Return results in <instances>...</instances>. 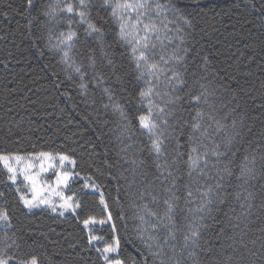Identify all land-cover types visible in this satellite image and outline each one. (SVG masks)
Segmentation results:
<instances>
[{
    "label": "trees",
    "instance_id": "1",
    "mask_svg": "<svg viewBox=\"0 0 264 264\" xmlns=\"http://www.w3.org/2000/svg\"><path fill=\"white\" fill-rule=\"evenodd\" d=\"M78 2L33 0L29 9L27 0H0V156L69 157L68 194L79 205L63 217L26 209L0 165V256L105 264L97 249L118 242L121 264H264V0H151L154 73L135 67L132 45L119 41V22L99 0L89 19L103 24V44L73 16L65 62L61 9ZM157 3L167 6L159 16ZM148 88L150 100L128 103ZM149 109L163 133L159 155L137 119ZM90 235L98 237L91 245Z\"/></svg>",
    "mask_w": 264,
    "mask_h": 264
},
{
    "label": "snow or ice",
    "instance_id": "2",
    "mask_svg": "<svg viewBox=\"0 0 264 264\" xmlns=\"http://www.w3.org/2000/svg\"><path fill=\"white\" fill-rule=\"evenodd\" d=\"M90 2L91 0H79L78 5L73 4V3H67L65 5V7L63 9H61L62 11L66 12L69 15V32L67 33V35H65L63 32L60 33V37H59V43L57 45V47H61V50L63 51L64 57H65V62H67L68 58H69V50H71L74 47V40L76 38V33L74 31L71 30V23H72V19L71 17L76 16L79 17V22L81 24H87V28H86V32L89 36H91L92 34H96L95 38L101 43L103 44L104 41V28H103V24H96L93 23L90 19H89V6H90ZM28 3V8L31 9L33 6V0H27ZM167 6L165 5H160V4H156L155 5V9H156V15L159 16L160 11L164 8H166ZM99 8L103 9V10H111V16L117 20L119 22V31H118V37H119V41H123L126 42L130 45H132L131 48V56L133 59V62L135 63V67L137 69H140L143 66H147L149 73H154V71L156 70V65L152 64V65H148V53H147V49L149 48V41L151 39V35L155 33V31L157 30V25L151 21L150 19V12L152 11L153 5L151 3V0H99ZM128 13H135V16H131L128 15ZM45 15H53V13L51 11H48L45 13ZM127 16V19H125V17ZM142 17H149V22H145L144 19H142ZM100 19L103 20L104 17L100 16ZM140 25H142V31H143V35H140L141 32V28ZM133 33H135V35H133ZM67 49V50H65ZM88 59L92 62L93 66L95 64V59L94 56L92 54L88 55ZM109 64L112 65L114 72L113 74L116 75L115 72V64L109 60ZM77 72L80 71L79 68L76 69ZM143 75V73H141V76ZM140 77L138 76L137 79H139ZM99 80V77L97 78ZM120 79V76L117 75V80ZM81 88L86 87V85L84 83L80 84ZM105 92L108 93V98L109 100H112V95L109 92V89L105 88ZM151 93H152V89L148 88L147 90H141L139 92V96L138 98H130L128 103L132 104L133 102L143 105L144 101L146 99L150 100L151 97ZM201 97L197 96V95H192L191 96V101L194 103H198L200 101ZM115 109L117 111H119L121 113V115H124V111L123 108L121 107L120 104H115L114 105ZM161 111H163V109H161ZM201 112L197 111L196 112V118L201 117ZM138 122H139V127L147 132L150 137H155V139L152 140V144H151V150L154 151L157 155H159L162 151H163V141L159 138V135H163V133H160L159 135H157V128H158V124L156 123V121L153 119V113L152 111L149 109V111L147 112V114H140L137 117ZM200 125L198 123L193 124V130H197L199 129ZM193 152L196 151V149L194 148L192 150ZM39 158H43V160L48 161L49 163L47 164V167H52V163L51 161L54 159V157H52L51 154L49 153H40L39 156L37 157ZM22 157L20 156H0V161L4 162V167L7 169V171L11 174L9 176V180L11 181V183L13 185L16 184L17 181V176H16V169L13 168V166L11 165V163H9L10 160H15L17 163H20L22 161ZM189 160L192 161L193 163H195V161L193 160V158L191 156H189ZM59 161L61 164V167H64V162L68 161L69 163H74V161H71L69 159V157L65 156V155H60L59 156ZM29 168L31 167V165L28 166ZM41 170L45 171L47 170L45 165L42 163L41 164ZM22 173L24 174L25 180L29 181L32 185V191L34 193L33 198L27 199L25 196L21 195L20 199L21 201L24 203L25 207L31 209L33 207H37L40 203H44V204H50V201L48 200H44L42 197L37 199V196L35 195V193L37 192L36 189V177L33 175L28 174L27 169H23ZM71 176L68 172H63V173H58L57 174V185H64L65 187L67 186L69 180H70ZM52 191L60 197V199L63 201L62 204H60V207L64 210H72L73 214H75V209L76 207H79L78 204H75L71 198H65L62 193L60 191H57L56 189H52ZM5 193L0 192V197L4 196ZM101 203H103V199H101ZM165 203L167 204L168 202L165 201ZM172 209V205L168 204V212H170ZM53 211H55V207H53L52 209ZM61 215H63V211L60 213ZM167 215V213H166ZM111 219V217H109V220ZM163 219V218H162ZM170 219V217H169ZM0 220H7V215L6 213L0 212ZM97 223L96 220L94 219H90V220H85L84 221V227L85 229H89V225L90 224H95ZM100 224H104L105 221L104 220H100L99 221ZM193 237L196 235V233H192ZM98 239V237L94 236V235H90L89 238V244L91 245L93 243V241H96ZM189 237H185V240H188ZM118 242L115 246L113 245H106L102 250L101 249H97L98 252H101V256L103 258V260L105 261V264H121V261L118 258H115L113 256L114 253L117 252L118 250ZM159 255V253L157 254ZM11 258L10 257H3L0 256V264H9V260ZM30 264H37V259L35 257H33L30 261ZM163 264V261H162Z\"/></svg>",
    "mask_w": 264,
    "mask_h": 264
},
{
    "label": "rangeland",
    "instance_id": "3",
    "mask_svg": "<svg viewBox=\"0 0 264 264\" xmlns=\"http://www.w3.org/2000/svg\"><path fill=\"white\" fill-rule=\"evenodd\" d=\"M52 157H54V159L51 161L52 163V167H47V164L49 163L48 161L43 160V158H37L39 156V154H35V155H29V156H20L22 157V161L20 163H17L15 160H10L9 163H11V165L13 166V168L16 169V176H17V181L16 184L13 185L11 183V181L9 180V176L11 175L7 169L4 167V162L0 161V165L1 168L3 169V171L6 173L7 177H8V183L12 186H14L16 188V190L18 191L19 196L23 195L25 196L27 199H32L33 198V191H32V185L29 181L25 180L24 174L22 173L23 169H27L28 174L33 175L36 177V189L37 192L35 193V195L37 196V199L39 198H43L44 200H48L50 201V204H44V203H40L37 207H33L31 209L25 207L24 203L22 202L23 206L26 209L29 210H40V209H44V210H48L50 211L52 214L63 217L67 214H73L72 210H67L64 211L61 207L60 204L63 203V201L60 199L59 196H57L52 189H56L57 191H60L62 193V195L65 198H71V200L77 204L73 198L72 195L68 194V185L70 183V181L72 179H74L76 177V173L74 171L75 165L74 163H69L68 161L64 162V167H61L60 161H59V156L60 155H53L51 154ZM11 157V156H9ZM70 159V158H69ZM71 160V159H70ZM72 161V160H71ZM44 164L46 169L45 171L41 170V164ZM31 165V167L29 168L28 166ZM63 172H68L71 176L67 186L65 187L64 185H57V174L58 173H63ZM86 189L88 190H92L90 187L85 186ZM53 207H55V211H53ZM63 211V215H61L60 213ZM78 211V207H76L75 209V214ZM110 224V220L109 217H107V219L105 220L104 224H100L99 222L95 223V224H90V226H104ZM117 253V252H116ZM114 253V254H116ZM9 264H11V262H9ZM30 264V261L27 263Z\"/></svg>",
    "mask_w": 264,
    "mask_h": 264
}]
</instances>
